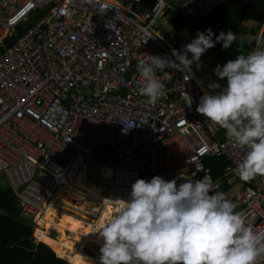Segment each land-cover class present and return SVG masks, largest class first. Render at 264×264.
I'll return each mask as SVG.
<instances>
[{"label": "built area", "instance_id": "obj_1", "mask_svg": "<svg viewBox=\"0 0 264 264\" xmlns=\"http://www.w3.org/2000/svg\"><path fill=\"white\" fill-rule=\"evenodd\" d=\"M225 1L0 0V178L26 212L57 203L56 190L74 188L78 172L96 160L111 170L103 203L126 198L137 178L207 174L216 191L237 187L226 198L264 234V176L236 174L246 149L196 111L208 90L201 78L192 72L185 80L190 72L165 67L157 72L164 97L152 104L138 93L140 61L174 59L171 50H182L169 31L155 28L164 26L160 15L180 12L195 23ZM217 157L228 164L215 181L205 160Z\"/></svg>", "mask_w": 264, "mask_h": 264}, {"label": "clouds", "instance_id": "obj_2", "mask_svg": "<svg viewBox=\"0 0 264 264\" xmlns=\"http://www.w3.org/2000/svg\"><path fill=\"white\" fill-rule=\"evenodd\" d=\"M236 40L231 29L214 35L208 28L197 30L196 36L181 46L182 50L172 49L174 59L148 55L149 60L137 66L143 77L138 93L155 104L165 96L158 71L171 67L190 72L188 80L191 66L195 63L200 67V57L207 49L216 42L228 49ZM213 71L226 84L209 83L208 90L199 97L196 111L223 128L234 146L246 149L235 166L241 180L264 176V45L239 53L223 65L217 64ZM183 99L185 105H192L193 97L188 91ZM89 164L82 170L87 171ZM100 191V210L91 215V220L109 203L112 214L92 229L102 239L99 264H258L264 258V234L246 223L226 193L214 190L207 174L195 180L183 171L172 179L161 175L147 180L137 178L126 198H108L107 203H103L106 188ZM17 204L24 217L25 210L18 201ZM44 207L38 215L43 214ZM31 214L34 219L36 214Z\"/></svg>", "mask_w": 264, "mask_h": 264}, {"label": "trees", "instance_id": "obj_3", "mask_svg": "<svg viewBox=\"0 0 264 264\" xmlns=\"http://www.w3.org/2000/svg\"><path fill=\"white\" fill-rule=\"evenodd\" d=\"M166 13L171 14L169 10ZM172 14H175L173 24L176 28H187L195 34L197 30L204 31L208 28L212 29L214 35L221 30L231 29L239 37L240 30L245 29L242 24L251 22L255 33L262 28L260 41L264 43V0H226L195 23H190L180 12ZM35 18H29L24 24H30ZM17 28L21 31L23 25ZM179 45L182 46L181 43ZM208 51L216 65H223L226 60L234 58L237 54L246 53L239 50L234 42L228 49H223L221 42H216ZM219 136L225 137L224 129ZM227 164L228 161L224 157L205 160V165L210 169L215 181L221 178ZM228 189L229 186L221 184L217 191L225 194ZM21 217L22 210L12 190L2 186L0 181V264H70L57 257L43 242H35L32 239L33 224ZM36 233L37 229L34 237Z\"/></svg>", "mask_w": 264, "mask_h": 264}, {"label": "bare ground", "instance_id": "obj_4", "mask_svg": "<svg viewBox=\"0 0 264 264\" xmlns=\"http://www.w3.org/2000/svg\"><path fill=\"white\" fill-rule=\"evenodd\" d=\"M110 174L111 170L109 168L102 169V177L109 178ZM73 186L75 188L65 186L58 189L56 191V196L60 202V206L63 205L61 208H67L68 210L74 209L76 210H72L74 213H68L63 210L58 211V208L49 206L44 210L41 217H36V225L38 227L45 228V230L53 229L58 233L59 239L46 236L45 230L40 229H37L35 238L46 244L57 257L65 258V256H67L70 264H99L98 255H100L99 247L102 243V239H98L97 234L92 233V220L90 217L98 211L97 205L99 204L98 199L101 198V192L99 187L86 180L84 170L78 172ZM85 195H89L93 200H85ZM71 200H75L77 203L80 201L81 203L80 205L71 206ZM87 205H91L89 206V210L83 212L82 210L84 209L82 208ZM106 206H108V204ZM56 212H58V216H56ZM111 214V211L100 213L99 222H103L106 218L110 217ZM67 233H69L71 237L67 236ZM77 241L81 244L79 248L74 247V243ZM83 247L89 248L95 255L91 256V254L88 255L84 253Z\"/></svg>", "mask_w": 264, "mask_h": 264}, {"label": "rangeland", "instance_id": "obj_5", "mask_svg": "<svg viewBox=\"0 0 264 264\" xmlns=\"http://www.w3.org/2000/svg\"><path fill=\"white\" fill-rule=\"evenodd\" d=\"M179 1H182V0H166V2L168 4H171V5H174L176 2H179ZM174 16H175V14H172V13L171 14H167L166 12L164 14L160 15V20L161 21H164V26H162L160 22H156L155 23V28L157 30H159V31H164L166 33H168V31H169L179 41V43H181V45H184V44L189 43L196 36V34L195 33H192L187 28H183L181 30H179L178 28H176L174 26V24H173V18H174ZM254 37H251V36L241 37L239 40H236L234 42V45H237V44L240 43V46L242 47L241 50L244 51V52H248V51H250L249 49H253L257 45H260L259 38H257L258 41L256 39V42H258V43H256V44L254 43V45H253V38ZM237 38H238V36H237ZM246 47H248L249 49H246ZM188 56L190 58L191 57V53H188ZM191 67H192V72L196 76H199L201 78V80L205 83L206 87H207L208 79H210V82H213V81L218 82L221 86H224L226 84V80L225 79H221V78L215 76L213 69L216 67V64L214 63V59L211 57V54L208 51V49L200 57V67L197 68V66H196L195 63H193V65ZM210 91H212V90H210ZM103 168H109L110 169V167L109 166H106V165H102V164L99 165V170H100V173L99 174H100V177H101V179H102V181H103V183L105 185V188H107V182H108L107 179H109V178L102 177L101 172H102V169ZM80 171H82V170H80ZM85 176H86V180L87 181H89L92 184H95L97 187H99V190L101 189L100 188V185L98 183L96 184L87 175H85ZM0 181L2 183V186H5V187L8 186L6 180L0 178ZM236 188H237L236 186L230 187L227 190L226 194L227 195L233 194L234 191L236 190ZM55 196H56V193H55ZM84 197H85V200H88V201H92L93 200V198H90L89 195H85ZM71 201H72L71 206L80 205V203H81L80 201L78 203L75 200H71ZM49 206L58 208L59 209L58 211L63 210V211H66L68 213H74L73 211H76L74 209H72L73 210L72 211L70 209L68 210L67 208H61V207H63V205L60 206L59 200H58L57 203H54L53 205L46 204L45 207H44V210L46 208H48ZM89 206H91V205L84 206L82 208L84 210H82V211L83 212L88 211L89 208H90ZM104 211L105 212H108V211H111L112 212V206H111L110 203L108 204V206L105 205V207L102 210V212H104ZM23 215L26 218H33V215L31 213H29V212L23 211ZM58 215H59L58 212H56V216H58ZM37 216L38 217L39 216L41 217V213H40V215L36 214L34 216V220H35V218ZM37 218H36V222L34 224L32 223L33 226H34L33 234H32V239L35 242L38 241L37 238L34 237L35 229L45 230V228H41V227H38L36 225L37 224ZM45 235L48 236V237H50V238L59 239L58 233H56L53 229H47V230H45ZM66 235L69 236V237H71L69 233H67ZM80 246H81V244L78 241L74 243V247L75 248H79ZM83 252H85L88 255L91 254V256L95 255V253H93L87 247H83ZM98 257H99V255H98ZM61 259H64V260H66L68 262L67 256H65V258H61Z\"/></svg>", "mask_w": 264, "mask_h": 264}, {"label": "water", "instance_id": "obj_6", "mask_svg": "<svg viewBox=\"0 0 264 264\" xmlns=\"http://www.w3.org/2000/svg\"><path fill=\"white\" fill-rule=\"evenodd\" d=\"M151 4L152 3H150L148 5V7H151ZM102 156L105 157V158H107V159H110V153H109V151H104L102 153ZM87 176L91 180H93L94 182L98 183L100 185V187H101L102 190L105 189V185H104V183H103V181H102V179H101V177L99 175V172H98V166H97V162L96 161H92L88 165V168H87ZM21 218L23 220L29 221V222H31L33 224L35 223V220L32 219V218H26V217H23V216Z\"/></svg>", "mask_w": 264, "mask_h": 264}, {"label": "crops", "instance_id": "obj_7", "mask_svg": "<svg viewBox=\"0 0 264 264\" xmlns=\"http://www.w3.org/2000/svg\"><path fill=\"white\" fill-rule=\"evenodd\" d=\"M243 26H245V29H241L240 31V33H241V35L237 38V40H239L241 37H245V36H251V37H254L253 38V45H254V43L256 44V43H258V42H256V39L257 38H259V40H260V35H261V32H262V28H260L256 33L254 32V29H253V27H252V23L250 22H244L243 24H242ZM260 31V32H259ZM257 41H258V39H257ZM260 45H264V43H262L261 41H260ZM237 47H238V49L239 50H241V46H240V43L239 44H237L236 45ZM253 48V47H252ZM246 49H249L248 47H246ZM249 50H252V49H249ZM199 77V76H198ZM209 83H211L210 82V79H208V82H207V85L209 84ZM85 173H86V171H84ZM101 192V191H100ZM98 203L100 204V202L98 201ZM97 205L98 206V211L100 210L99 208H100V205ZM87 212V211H86Z\"/></svg>", "mask_w": 264, "mask_h": 264}]
</instances>
